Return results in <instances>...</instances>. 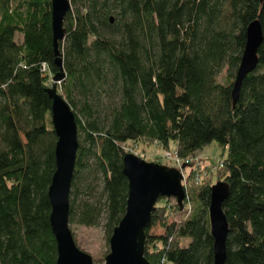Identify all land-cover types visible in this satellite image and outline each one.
<instances>
[{
  "label": "trees",
  "instance_id": "trees-1",
  "mask_svg": "<svg viewBox=\"0 0 264 264\" xmlns=\"http://www.w3.org/2000/svg\"><path fill=\"white\" fill-rule=\"evenodd\" d=\"M70 2L59 43L66 78L57 85L78 128L69 223H103L110 239L127 206L128 142L174 143L181 159L216 142L227 152L218 169L229 185L224 264H264V0ZM254 20L258 63L234 103ZM56 72L51 0H0V264L57 262L48 195ZM211 186L187 190L193 210L178 221L156 205L145 241L151 264H214ZM157 224L163 234L150 233Z\"/></svg>",
  "mask_w": 264,
  "mask_h": 264
},
{
  "label": "water",
  "instance_id": "water-1",
  "mask_svg": "<svg viewBox=\"0 0 264 264\" xmlns=\"http://www.w3.org/2000/svg\"><path fill=\"white\" fill-rule=\"evenodd\" d=\"M70 8V0H51L53 47L58 72L52 78L48 94L52 100V125L57 142L56 169L48 195L51 204L50 224L57 242L56 264H151L145 256V241L156 203L160 198L173 197L182 209L186 196L182 184L183 175L175 168L147 162L133 153L125 154L123 173L128 179L127 206L123 218L110 237V253L104 263L94 262L88 253L78 248L70 228L69 195L79 147L78 128L73 111L57 90V85L66 78L59 43L66 37L64 24ZM261 42V24L259 20H254L247 27L246 45L232 91L234 103L244 78L257 66V52ZM228 196L229 185L226 182L218 181L211 186L208 213L214 240V264H224L226 261L228 222L222 204Z\"/></svg>",
  "mask_w": 264,
  "mask_h": 264
},
{
  "label": "rangeland",
  "instance_id": "rangeland-1",
  "mask_svg": "<svg viewBox=\"0 0 264 264\" xmlns=\"http://www.w3.org/2000/svg\"><path fill=\"white\" fill-rule=\"evenodd\" d=\"M126 153H133L147 162H155L166 167L175 168L183 175L182 184L185 188V199L183 201V209L178 210L177 200L173 197L160 198L156 205L165 206L170 214L169 221H178L181 217H188L192 210L193 204L186 203L188 198L187 190L193 189L202 181L209 182L211 185L220 180L218 169L222 167V159L227 152L222 153L221 147L213 142L203 148L195 157L181 159L176 154V144H171L169 149H163L156 142L139 140L136 142H128L124 146ZM162 200V201H160ZM153 214V213H152ZM73 237L79 249L88 253L96 263H104L106 256L110 253L109 240L105 229L102 225L85 227L77 224H70ZM151 234L160 235L164 233V229L159 224L154 226Z\"/></svg>",
  "mask_w": 264,
  "mask_h": 264
}]
</instances>
